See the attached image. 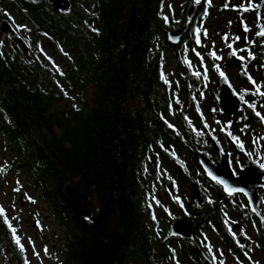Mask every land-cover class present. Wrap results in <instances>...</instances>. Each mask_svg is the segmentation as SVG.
I'll return each mask as SVG.
<instances>
[{
    "label": "trees",
    "instance_id": "16d2710c",
    "mask_svg": "<svg viewBox=\"0 0 264 264\" xmlns=\"http://www.w3.org/2000/svg\"><path fill=\"white\" fill-rule=\"evenodd\" d=\"M70 1L61 12L46 0H0V25L10 21L26 42L35 38L25 54L15 37L0 34V138L11 156L0 166V188L24 178L14 194H39L32 201L63 232L61 264H83L85 246L97 239H121L115 264H202L197 250L216 262L202 228L229 235L231 199L206 179L197 153L216 161L213 140L231 134L214 119L215 102L204 106L223 80L204 55L200 62L191 55L192 46L201 51L202 26L192 23L184 49L166 39L180 27L168 11L172 0ZM258 124L245 123L242 135ZM84 175L96 182L91 218L65 193ZM193 183L210 192L203 204L182 194ZM0 208V261L31 264L16 207L14 216L1 201ZM181 219L197 222L190 242L169 235Z\"/></svg>",
    "mask_w": 264,
    "mask_h": 264
},
{
    "label": "flooded vegetation",
    "instance_id": "af4514ba",
    "mask_svg": "<svg viewBox=\"0 0 264 264\" xmlns=\"http://www.w3.org/2000/svg\"><path fill=\"white\" fill-rule=\"evenodd\" d=\"M262 3L263 0H211V4H209L208 0H201V3L197 4L195 0H172L167 5L169 14L179 21L180 27L189 25L191 29L192 23H195L196 26H202V38L204 37V39L199 48L201 50L199 55H204L203 58L208 66L218 71L220 75L221 72L224 73V75H221L223 81L219 86V91L217 94L211 93L209 102L211 103L214 101L217 106L214 119L223 121L227 125L226 127L229 134H231V137L219 143L221 149L223 152L231 154L232 161L234 158H238L242 161L237 164L238 172L235 170L237 174L247 167L260 166L261 163L258 161V165L254 164L256 161L253 159V154L258 151V149L254 148L261 146L264 150V118H262L264 117V96L257 92V88H259L260 92H264V37L257 35L258 32L262 31L264 26V13L260 12V7L254 8V5H262ZM225 5H227V7H225ZM244 8H249L250 10L244 11ZM191 9H194V12L190 19L189 10ZM217 18H221L223 25L227 26L228 34L224 35L222 31H219L221 29L219 25L216 36L209 35L207 26L211 25L213 27L216 23L215 19ZM245 25L249 29L248 32L244 31ZM205 29L208 33L207 36L203 34ZM225 36L228 37L227 41L224 39ZM19 37H23L24 40H26V37L20 36V34ZM236 37H240V39L237 41ZM15 38L18 43V38ZM27 44L30 46L28 42ZM229 44L233 45L231 49L228 47ZM186 45L188 44H186V38L184 37L177 47H184L185 49ZM173 48L176 47H170V49ZM241 49H243V51H241ZM190 51L191 55L195 58L197 57L198 60L200 59L196 50L193 49V46ZM233 51L237 53L235 56L232 55ZM213 52L216 56L219 52L223 53V59H216L212 55ZM241 56L245 57V59L241 60ZM233 61H237V63L231 65ZM209 63H211V65H209ZM217 66H219V68ZM232 68L239 70V77L237 80L242 85L240 93L236 92V89L225 76V71ZM216 81L219 83L220 79L217 78ZM252 81L256 83L253 84ZM226 85L232 88L242 102L239 114L235 115L232 121H228L225 115L220 112L216 100L217 96ZM235 120H238L240 123L239 135L242 133L241 129L245 126V123L252 121L260 122L258 126L253 125L250 128L247 127L252 134L245 137H253L254 141H256L253 143L251 150L245 148L244 144L239 143L231 132L230 128ZM228 139L234 141L238 149L244 153L243 156L234 155L232 145L228 142ZM250 144L252 143L250 142ZM180 170L182 171V169ZM258 170L264 173V168L261 166ZM259 197V211L264 220V191H260ZM226 198L231 199L228 206L230 213L226 218L229 235H224L221 230H216V227H212L209 230L202 228V234L205 235L209 241L208 244L211 247V251H213V257L218 259H216L215 262L212 258H209L213 264H264V232L261 229L259 219L251 212L249 204L244 196L234 195L230 197L224 194V200ZM194 222L197 228V222ZM212 239L216 241L215 244L212 243ZM219 246L223 249L225 248L226 250L224 252L226 253L231 249V252H234L235 256L233 257L231 255V257L226 258L225 262H222L221 260L223 257L219 255Z\"/></svg>",
    "mask_w": 264,
    "mask_h": 264
},
{
    "label": "water",
    "instance_id": "95a60500",
    "mask_svg": "<svg viewBox=\"0 0 264 264\" xmlns=\"http://www.w3.org/2000/svg\"><path fill=\"white\" fill-rule=\"evenodd\" d=\"M33 5L39 4L42 0H22ZM55 10L68 12L72 3L70 0H46ZM194 9L189 10V17L192 18ZM260 12L264 13V0L260 7ZM189 25H183L178 29L166 33V39L172 46H178L185 35L189 32ZM264 31V26L262 28ZM2 36L12 35L18 38V44L25 54L31 50L30 46L19 34L10 21H4L0 25ZM233 61L231 65H235ZM217 103L220 112L225 115L228 121H232L235 115L239 114L242 106L240 97L234 93L228 85L224 86L217 96ZM232 145L234 155L243 156L232 139H228ZM213 150L217 153V160L213 161L206 152L199 150L197 162L201 167L206 179L220 186L223 193L227 196L242 195L246 198L251 212L259 219L261 229L264 232V220L260 214V191H264V173L259 171L256 166H250L242 170L239 174L235 171L232 164L231 154L223 152L216 140H213ZM222 181V182H221ZM95 179L89 175L82 176L78 181L69 184L65 188L66 195L72 201L78 213L84 218H91L93 213L92 191L95 187ZM194 198L199 203H203V191L199 183L191 186ZM232 189H244V191H232ZM196 229V223L190 219H181L169 225V235L173 239H180L190 242ZM121 249V239L112 242L107 240L90 241L84 248L83 264H115ZM196 254L202 264H213L211 259L202 251L197 250Z\"/></svg>",
    "mask_w": 264,
    "mask_h": 264
},
{
    "label": "rangeland",
    "instance_id": "374dc122",
    "mask_svg": "<svg viewBox=\"0 0 264 264\" xmlns=\"http://www.w3.org/2000/svg\"><path fill=\"white\" fill-rule=\"evenodd\" d=\"M215 22L216 23L213 27L211 25L207 26L209 35L216 36L219 25L221 26L219 31H222L224 35L228 34L227 26L223 25L221 18L215 19ZM34 42L35 38L31 37L29 40L30 46L33 47ZM34 49H36V47ZM52 52L53 50H47L48 54H51ZM217 56L222 57L223 59V53L219 52ZM196 60L197 62H200L197 57ZM209 65H211V63H209ZM225 76L236 89V92L240 93L242 85L237 80L239 77V70L232 68L228 71H225ZM215 87L216 85H213V88ZM89 97L90 94H87L86 98L88 99ZM209 99L210 97L208 100L204 101V106L208 104ZM230 129L239 143L244 144L245 148L251 150L253 143L256 141H254L253 137L246 138L242 135V133L239 135L238 131L240 129V123L238 120L233 122ZM250 142L252 144H250ZM254 149H258V151L253 154L254 161L264 163V150L261 148V146H257ZM10 158L11 156L9 154L3 152L2 139L0 138V166H2L6 161L10 160ZM240 162L242 161L238 158H234L232 161L233 167L236 171L237 164ZM186 163L190 164V161L186 160ZM25 181L26 179L24 178L20 179V181H17L13 178L8 179L7 182H5L0 188V201L11 216H14L15 213V208L13 209L12 206L16 207V223L19 225L20 236L23 244L27 247L28 258L31 264H61L64 260L65 250L63 232L58 224L53 220L46 206L40 201H32L33 199L38 198L39 194L33 191H29L27 196L24 194V192L21 194H14V189L16 188L17 184L20 183L21 185H24ZM205 193L207 192L205 191ZM209 193L207 194L209 195ZM182 194L190 195L192 194V189L190 187L182 186ZM155 197L160 200L166 199V197L161 193H156ZM211 197L213 198V196ZM152 200L155 201V198ZM92 204L93 207H97L98 205L97 198L94 193L92 194ZM212 243L215 244L216 241L213 240ZM218 250L220 256H226V258L231 257V255H228L226 252H224L226 250L225 248L223 249L220 247ZM0 264H4V261H0Z\"/></svg>",
    "mask_w": 264,
    "mask_h": 264
},
{
    "label": "snow or ice",
    "instance_id": "6c2138e0",
    "mask_svg": "<svg viewBox=\"0 0 264 264\" xmlns=\"http://www.w3.org/2000/svg\"><path fill=\"white\" fill-rule=\"evenodd\" d=\"M195 2L197 3V4H199V3H201V0H195ZM208 3L209 4H211V0H208ZM225 7H227V5H225ZM259 7H261V5H258V4H256V5H254V8H259ZM244 11H248V10H250L249 8H244L243 9ZM165 20L167 21L168 20V17H165ZM197 34L199 35V33H200V29L199 28H197ZM244 31L245 32H248L249 31V29L247 28V26L245 25V27H244ZM205 36H207V30L205 29L204 30V33H203ZM257 35H259V36H262V37H264V31H261V32H258L257 33ZM224 39L227 41L228 40V37L227 36H225L224 37ZM240 39V37H236V40L238 41ZM198 43H199V40L197 41ZM228 47L231 49L232 47H233V45L232 44H229L228 45ZM241 51H243V49H241ZM237 53L235 52V51H233L232 52V55L233 56H235ZM197 55H199V53H197ZM212 55L216 58V59H222V57H219V56H216V54L213 52L212 53ZM254 58V57H253ZM240 59L241 60H244L245 59V57H243V56H241L240 57ZM218 68H219V66H217ZM221 75H224V73L223 72H221ZM253 82V84H255L256 82L255 81H252ZM257 92L260 94V95H262V96H264V92H260L259 91V88H257ZM258 115H259V113H258ZM262 118H264V117H262ZM262 168H264V163H261V165H260ZM222 182V181H221ZM17 191L19 190V189H16ZM244 191V189H232V191ZM3 211V209L2 208H0V212H2Z\"/></svg>",
    "mask_w": 264,
    "mask_h": 264
}]
</instances>
